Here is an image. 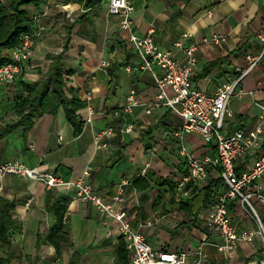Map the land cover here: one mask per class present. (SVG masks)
Wrapping results in <instances>:
<instances>
[{
	"label": "crops",
	"instance_id": "crops-1",
	"mask_svg": "<svg viewBox=\"0 0 264 264\" xmlns=\"http://www.w3.org/2000/svg\"><path fill=\"white\" fill-rule=\"evenodd\" d=\"M131 1L133 30L138 35H146L153 28L155 44L172 51L179 60L184 53L174 43L183 33H189L188 42L198 44L191 78L194 88L214 94L221 83L239 80L228 104L223 133L253 130L260 123V106L264 103V58L248 71L247 56L256 57L262 49L259 34L264 29V0ZM9 2L0 0V5ZM28 9L39 18L42 34L32 58L23 64L22 76L0 86V163L19 160L31 168L46 165L64 180H77L89 169L88 181L104 201H110L120 184L129 180L116 208L128 211L134 230L155 251L194 252L202 248L200 264H248L258 260V239L254 244L241 242L237 251L224 254L217 249L221 238L207 230L211 207L221 192L208 200L205 192L220 178L218 170L210 168L205 180L189 185L186 195L178 194L177 177L186 171V163L180 153L181 142L172 132L181 120L166 107L147 114V105L156 94L155 79L150 71L140 68L130 48L129 33L109 14L107 1L84 9L75 0H40L39 6ZM80 17L66 57L67 66L77 70L71 78L73 85L84 97L92 92L87 106L78 111L86 121L82 132L75 134L59 107L54 115L36 117L29 131L18 128L5 134L6 126L18 119L12 101L21 90V82L34 84L42 78L48 68L45 56L63 51L66 28ZM214 36H223L225 41L214 44L210 42ZM103 62L109 66L103 68ZM130 94L138 105L126 111ZM110 127L113 133L103 140L107 147H95V136ZM129 127L131 131H127ZM183 144L196 157L216 149L212 140L197 133L187 134ZM262 153L264 140L259 148L248 149L237 159V172L249 170ZM145 167L149 176L139 184L147 183L148 187L137 189L133 182L142 177L140 171ZM0 187V198L14 205L12 217L22 223V231L11 237L10 264H68L74 253V264H119L117 225L112 221L103 224L95 207L77 199L73 191L48 189L41 181L11 174L0 176ZM212 190L216 188L210 187ZM48 195L51 202L61 196L68 199L64 221L69 244L60 257L46 240L56 221L46 207ZM232 213L238 230L254 226L239 204L232 205ZM109 230L113 233L110 238Z\"/></svg>",
	"mask_w": 264,
	"mask_h": 264
},
{
	"label": "built area",
	"instance_id": "built-area-1",
	"mask_svg": "<svg viewBox=\"0 0 264 264\" xmlns=\"http://www.w3.org/2000/svg\"><path fill=\"white\" fill-rule=\"evenodd\" d=\"M106 1L109 14L116 17L120 28L129 33L130 48L140 68L150 71L155 79L156 94L147 105V114L157 108L166 107L181 120L172 132L181 142L180 153L186 163V171L177 177L178 194L186 195L189 185L205 180L210 168L218 170L226 189L217 195L211 207L207 230L221 238L217 249L224 254L237 251L241 242L254 244L258 239L260 247L257 248L261 257L248 264H264V153L254 160L249 170L242 173L236 170L237 159L243 157L248 149L259 148L264 140V103L260 106V123L253 130L248 133L242 129L229 134L223 133L228 104L236 94L239 80L221 83L214 94H206L194 88L191 78L197 65L198 44L188 42L189 33H183L181 39L174 43V46L182 49L184 53L183 60H179L172 51H164L155 44L152 38L153 28L143 36L134 32V5L131 0ZM38 19L34 16L30 30L21 36L19 44L7 50L8 62L0 66V86L14 83L22 74L23 64L32 58L37 39L42 34V29L37 24ZM259 39L262 46L260 55L247 56L248 71L264 58V29L259 34ZM224 41L223 36L210 39L214 44ZM204 42L208 40L204 39ZM108 66L109 63H102L103 68ZM91 96L92 92H87L86 100H90ZM137 105L135 96L128 95L125 110L132 111ZM127 131H131V128ZM112 133L111 127L98 133L95 136V147L106 148L107 143L103 140ZM190 133H197L208 141L212 140L216 147L214 153L196 157L183 144L184 137ZM7 174L41 181L48 189L73 191L77 199L95 207L103 224L108 225L112 221L117 225V234L123 241L132 264H200L203 258L202 248L194 252L155 251L145 241V237L134 230L128 211L116 208L122 201L123 187L130 185L129 180L125 179L120 184L117 194L110 201H104L88 181L89 169L84 170L77 180H64L46 165L31 168L19 160H12L0 163V176ZM146 174L147 167L140 171L142 177ZM233 204L241 206L254 222L253 227L237 229L233 222ZM112 234L109 230L107 237L110 238Z\"/></svg>",
	"mask_w": 264,
	"mask_h": 264
},
{
	"label": "trees",
	"instance_id": "trees-1",
	"mask_svg": "<svg viewBox=\"0 0 264 264\" xmlns=\"http://www.w3.org/2000/svg\"><path fill=\"white\" fill-rule=\"evenodd\" d=\"M102 1L75 0L84 9L93 8ZM39 5L40 0H10L9 3L0 5V66L8 62L7 50L17 46L21 36L30 30L33 16L28 8ZM80 20H82V17L66 28L63 51L57 55L47 54L45 56L48 68L42 78L34 84L21 82V90L14 96L12 101L13 110L18 119L6 126L5 134L18 128H22L24 132H27L32 128L36 117L44 114L54 115L59 107L63 108L65 117L73 127L75 134L79 135L82 132L86 122L78 111L87 106V100L86 97L80 94L81 89L73 85L71 78L77 73V70L67 66L66 57L74 27L79 24ZM148 176L147 172L145 177ZM140 181L144 182L146 180L144 177H138L133 182L134 186L137 189H146L148 184L143 183V185H140ZM212 186L216 190L209 191ZM225 189V183L221 178L214 180L212 185L207 187L205 200L215 199L216 195ZM67 203L68 199L64 196L54 198L51 202L48 195L46 207L55 215L56 221L46 236V240L55 248L58 257L61 256L64 247L69 244L68 227L64 221ZM13 209L14 205L10 201L0 198V264H10L11 237L13 234L22 231V223L12 217L11 212ZM116 254L119 264H129V253L121 239L118 242ZM76 256V253H74L68 264H74Z\"/></svg>",
	"mask_w": 264,
	"mask_h": 264
},
{
	"label": "rangeland",
	"instance_id": "rangeland-1",
	"mask_svg": "<svg viewBox=\"0 0 264 264\" xmlns=\"http://www.w3.org/2000/svg\"><path fill=\"white\" fill-rule=\"evenodd\" d=\"M261 216H262V213H261Z\"/></svg>",
	"mask_w": 264,
	"mask_h": 264
}]
</instances>
